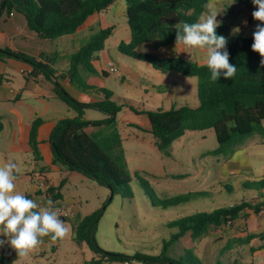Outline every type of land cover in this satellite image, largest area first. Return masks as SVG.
Instances as JSON below:
<instances>
[{"label":"rangeland","instance_id":"rangeland-1","mask_svg":"<svg viewBox=\"0 0 264 264\" xmlns=\"http://www.w3.org/2000/svg\"><path fill=\"white\" fill-rule=\"evenodd\" d=\"M112 26L113 33L106 42L107 52L100 53L99 59L91 62L89 71L82 70L81 84H76H83L88 90L77 89L80 97H73L90 105L94 100H104V95H100L106 91L111 94V101L121 109L117 127L123 142L127 172L132 178V193L120 189L112 197L111 191L97 182L80 174H70L61 164L51 165L54 156L47 152L45 146L40 147L42 158H36L28 145L30 125L36 116L45 121L41 137L47 139L59 120L77 115L59 99L40 100L24 95L20 101L10 104L9 109L0 108L5 124V131L0 135V165L8 161L17 164V191L28 196L31 183L44 193L49 186H58L67 179L62 193L67 202L76 204L75 210L82 216L101 211L96 241L104 251L154 257L160 255L164 241L178 233V228L173 225L176 221L243 202L256 204L259 198H264V189L259 186V182L264 180V135L258 133L247 138L236 150L246 154L239 165L229 164L231 157L212 155L219 147L213 130L187 131L182 138L173 141L167 151H160L152 133L138 126L144 127L145 115L157 110L167 111L172 106L198 107V81L177 72L161 74L150 64L120 52L122 58L117 59L118 46L131 41V32L127 18L114 15V10L91 16L86 26L76 34L51 40L48 48L55 53L45 57V62L58 69L69 65L72 54L77 53L93 35ZM142 50V53H147L145 48ZM109 63L117 67V73L109 72ZM103 72L107 75L104 76ZM10 75L14 88L20 89L26 83L24 75L13 71ZM108 118L109 114L94 108L85 111V119L89 122ZM88 130L91 132L93 127ZM35 172L40 174L30 183L29 177ZM170 200L176 201L167 204L166 201ZM56 210L61 219H67L73 225V211L66 208H61L63 212L60 208ZM250 217H255L254 223L258 226L254 229L259 233L264 226V210L259 214L252 213ZM237 222L222 233L212 232L198 245L185 238L175 244L169 254L176 259L191 258L188 250L194 251L199 247L207 255L206 259L215 264L222 258L223 250L233 243V247L238 249L234 257L250 261L252 248L260 249L262 243L256 239L249 240L253 230L248 227V220ZM44 250L40 246L15 264H86L95 258L90 248L85 243L75 242L70 232L58 243H48Z\"/></svg>","mask_w":264,"mask_h":264},{"label":"trees","instance_id":"trees-1","mask_svg":"<svg viewBox=\"0 0 264 264\" xmlns=\"http://www.w3.org/2000/svg\"><path fill=\"white\" fill-rule=\"evenodd\" d=\"M119 0H2L0 19L3 15L22 14L29 30L42 39L56 40L81 31L91 16L111 9ZM251 0H237L247 3ZM126 18L131 32V41L119 45V52L134 60L150 64L161 74L177 72L186 78H196L198 107L172 106L170 110H157L148 114L151 133L156 138L160 151H167L173 141L182 138L187 131L213 130L218 142L214 156H233L247 138L260 133L264 135V66L261 57L251 50L252 37L242 34L231 35L227 23L217 28V34L228 39L227 50L230 63L237 67L232 79L218 81L210 79V70L204 63L192 62L181 57L160 59L149 53L139 52L144 44H153L156 50L175 44V24L193 23L205 11L207 0H125ZM114 27L101 30L93 35L82 48L71 56L68 76L74 86L81 84L82 70L90 69V64L105 49ZM13 59L33 68L32 77L44 76L50 81L57 80L55 71L45 62V57H35L13 47L9 40L0 38V60ZM106 76L107 73L103 72ZM58 98L76 112V117L57 122L47 140H41L44 121L37 118L31 125L28 143L37 159H41L40 146L47 145L53 154L51 165L61 164L69 173H76L97 182L113 191L114 195L124 189L130 193L132 178L127 172L123 142L117 127V117L121 109L111 101V94L102 91L104 100L85 105L72 97L58 82H54ZM76 88L88 90L82 84ZM87 108H94L110 115V118L89 122L85 119ZM95 131L89 133L87 129ZM4 124L0 118V135ZM67 179L58 186H49L38 195L51 199L55 208L64 201L63 189ZM264 189V180L259 182ZM178 200V199H177ZM176 200L166 201V203ZM179 201H181L179 199ZM264 203L243 202L229 208H221L212 213H197L176 221L173 225L178 233L164 241L159 256L136 254L129 256L104 251L96 241L97 222L101 211L85 217L76 215L73 220L74 240L85 243L95 254L86 264H203L193 253L191 258L170 256L171 248L188 238L193 245L208 238L212 232L246 220L250 214H259ZM68 222L67 219H62ZM2 238V237H0ZM51 243L58 241H50ZM261 239L263 235H251L249 240ZM18 257L7 248L2 250L0 264H14ZM253 264V263H252Z\"/></svg>","mask_w":264,"mask_h":264},{"label":"crops","instance_id":"crops-1","mask_svg":"<svg viewBox=\"0 0 264 264\" xmlns=\"http://www.w3.org/2000/svg\"><path fill=\"white\" fill-rule=\"evenodd\" d=\"M1 2H2V0H0V5H1ZM231 3H232V0H217V7L221 11V14L217 17V19L219 21H222V24L223 23L229 24L231 26V29L233 27L239 26L241 29L239 34H242L244 37H248V38L252 37V33H253L255 27L259 23L258 21H255L251 15L252 11L254 10V5L252 4L251 1L247 2V3H239L236 0V3H234V4H231ZM111 10H114V15H116V16H125L126 17L127 6L125 3V0H119L111 8ZM108 11H106V12H108ZM104 13L105 12H103L101 14H104ZM103 18H105V17H102L101 20H104ZM245 20L247 21L246 26L242 23ZM106 23H107V21H106ZM112 27H114V26H112ZM230 34L234 35L231 33V31H230ZM0 38H2L3 40L4 39L9 40L10 44L13 47H15L16 49L23 51L27 54H30L32 56H35V57H43L44 58V57H47L48 55H52L55 53V52H53L52 49L48 48V45L51 44V40L42 39L38 34L29 30V28L27 26L26 18L22 14H19V13H13L12 15L8 16L7 18L3 17L0 19ZM118 48H119V46H118ZM118 48H117V54L115 55V57L117 59H120L122 57L119 53ZM142 48H145L147 53L152 54V55H154L160 59L181 57V58L186 59L188 61L204 63V60H203L204 53L202 51L195 50V49L186 50V49H184V46H182V45L177 46L176 51L174 50L175 44L167 46V47H163V48L158 49V50H156V48L154 47L153 44H144L138 49V51L139 52L143 51ZM103 52H107L106 44H105V49L100 53H103ZM72 55H74V54H72ZM97 59H99V57H96L95 60H97ZM64 60H66V59H64ZM52 68L54 69L55 76L57 77V80L54 79L53 82L46 79L44 76H39L37 78L32 77L33 68L26 63L19 62V61L13 60V59H7L4 61L0 60V108L9 109L11 107L10 104H12L14 101H20L24 95H26V96L28 95V96H31L35 99H40V100H56V99H59L58 96L56 95L54 82L60 83V85L72 97H73V95H76L77 98H79L80 95L77 92L78 88H76L71 83L70 78L67 74L69 71V68H70V64L66 65L62 68H59V69L56 68L55 66H52ZM11 71L18 72V73L25 76L26 83L23 84L20 89H16L13 87V85H14L13 79L10 75ZM102 95H103V93H101L100 96H102ZM97 102H99V101L94 100V102H92V104L97 103ZM138 115H141V114H138ZM0 118L2 119V121L4 120L2 115H0ZM37 118H40V117L36 116V119ZM40 119H42V118H40ZM143 120L144 121L142 123L143 124L142 126L147 127V128H144L141 126H138V127L140 129L146 130L147 132H151V124H150L148 116L145 115ZM34 121H32V123ZM32 123H31V125H32ZM3 124H4V121H3ZM31 125H30V128H31ZM44 125H45V121H44ZM44 125H43V127H44ZM89 128H91V127H89ZM88 129H87V132H89V133L95 131L94 128L91 132ZM4 131H5V124H4ZM41 131H42V129H41ZM29 133H30V129H29ZM28 139H29V137H28ZM47 139H42V137H41V140H47ZM28 145H29V143H28ZM41 146H45L47 152L52 154L47 145L44 144ZM5 152H8V150L3 152L4 157L7 155V153L5 154ZM238 153L240 155L237 157V161H242L244 159V157H246L245 152L240 153V151H236L233 154V156H231L232 159L230 160V162H228L229 164H234V165L240 164V162H233V157L237 156ZM40 154H41V152H40ZM0 158H1V153H0ZM38 174H40V173L35 172L33 174V176H30L29 182L31 183L32 178L34 180H36L38 178V176H37ZM70 174H72V173H70ZM73 174H76V173H73ZM52 186H54V185H52ZM39 190H40L39 187H36V189H35V185H33V183H31V189H30V192H28L29 198H33V199L44 198L43 196L38 195L41 192ZM32 192H34V193H32ZM30 194L32 196H30ZM44 200H45V198H44ZM258 202L264 203V198H259ZM61 208H66L67 210L73 211L75 216L81 215L78 210H75L77 208H76V204L74 202L69 203L64 199L60 209ZM83 217H85V216H83ZM246 220H248V227H250L253 230V233L250 234V236L251 235H263L264 234V226L262 227V230L259 231V233H257L256 230L254 229L256 226H258L257 223H254V221L256 220L255 217H249ZM68 222H66V224H69ZM72 228H73V225H70V233L72 234V237H74V233L72 232ZM68 236H69V234H68ZM208 238H206V239H208ZM256 240H259L262 243V246L260 249L252 248V259H250V261H244V260H240V259L234 257V255L236 254V251L238 249L235 246L233 247V243H230L229 246L226 247L225 250H223V252L221 253L222 258L217 259L215 264H252V263L253 264H264V241H262L261 239H256ZM48 243H50V242L45 240V243L41 246V249L44 250L45 248H48ZM47 251H48V249L44 250L43 252L47 253ZM192 251H193V249H192ZM1 253H0V256H1ZM193 253L199 260H201L203 262V264H209V263L211 264L210 260L208 261L206 259L205 256H207V255L205 254L204 250L199 249V247H195ZM19 259L20 258H18V260ZM87 262H89V261H87Z\"/></svg>","mask_w":264,"mask_h":264},{"label":"clouds","instance_id":"clouds-1","mask_svg":"<svg viewBox=\"0 0 264 264\" xmlns=\"http://www.w3.org/2000/svg\"><path fill=\"white\" fill-rule=\"evenodd\" d=\"M251 2L254 5L252 18L259 22L252 33L251 50L259 54L260 63L264 66V0ZM234 3L236 0H232L231 4ZM203 7L205 11L196 22L173 25L176 29L174 50L182 45L186 50L202 51L204 64L211 73V81H218L221 75L224 79H232L237 67L230 63L228 39L218 35L216 31L222 24V21L217 19L221 14L217 0H207ZM242 23L247 25L246 20ZM240 31L239 26L231 29L232 34H238ZM239 155L238 153L233 157V162L243 163L237 161ZM16 170L17 164L13 161L0 165V250L7 248L9 254L14 253L18 258H26L45 243L44 238L47 237L50 241L66 238L70 227L60 218L53 200L29 198L27 194L17 191Z\"/></svg>","mask_w":264,"mask_h":264},{"label":"built area","instance_id":"built-area-1","mask_svg":"<svg viewBox=\"0 0 264 264\" xmlns=\"http://www.w3.org/2000/svg\"><path fill=\"white\" fill-rule=\"evenodd\" d=\"M108 69H109V72L114 74V73H117L118 72V69L117 67L113 64V63H109L108 64ZM61 210V209H60ZM62 211V210H61ZM63 212V211H62ZM65 216H67V214H65ZM233 224L232 223H229L227 224L224 228L220 229V230H217L219 231L220 233H222L225 229L227 228H230Z\"/></svg>","mask_w":264,"mask_h":264},{"label":"water","instance_id":"water-1","mask_svg":"<svg viewBox=\"0 0 264 264\" xmlns=\"http://www.w3.org/2000/svg\"><path fill=\"white\" fill-rule=\"evenodd\" d=\"M111 196H112V197L114 196V193H113V191H111Z\"/></svg>","mask_w":264,"mask_h":264}]
</instances>
